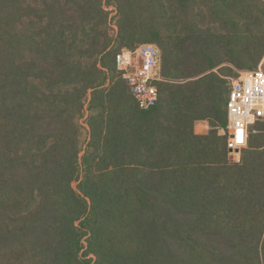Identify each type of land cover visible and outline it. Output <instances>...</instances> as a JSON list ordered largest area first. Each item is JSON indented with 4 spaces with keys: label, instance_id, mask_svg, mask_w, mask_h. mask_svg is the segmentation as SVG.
<instances>
[{
    "label": "trees",
    "instance_id": "obj_1",
    "mask_svg": "<svg viewBox=\"0 0 264 264\" xmlns=\"http://www.w3.org/2000/svg\"><path fill=\"white\" fill-rule=\"evenodd\" d=\"M143 43L150 109L117 64ZM263 58L264 0H0V264H264V121L239 163L222 133L223 64Z\"/></svg>",
    "mask_w": 264,
    "mask_h": 264
},
{
    "label": "built area",
    "instance_id": "obj_2",
    "mask_svg": "<svg viewBox=\"0 0 264 264\" xmlns=\"http://www.w3.org/2000/svg\"><path fill=\"white\" fill-rule=\"evenodd\" d=\"M118 70L126 80L139 108L157 104L159 83L164 81L163 53L158 44L143 43L135 49H124L117 55ZM227 101V136L229 160L239 163L254 125L264 121V68L245 71L229 83Z\"/></svg>",
    "mask_w": 264,
    "mask_h": 264
},
{
    "label": "rangeland",
    "instance_id": "obj_3",
    "mask_svg": "<svg viewBox=\"0 0 264 264\" xmlns=\"http://www.w3.org/2000/svg\"><path fill=\"white\" fill-rule=\"evenodd\" d=\"M195 8H198V7L195 6L194 9ZM108 9L111 11V15H110L111 24L109 25L110 26L109 33H110L111 36H114L115 38H117V36L119 34V27L117 25V22H118L117 9L114 6H110ZM196 16H197V12L194 13V10H193V12L189 13V16L186 15L185 18H187L189 20L190 19L194 20L196 18ZM199 19L202 20L201 17H199ZM118 44H119V42H118ZM245 63L251 64L249 61H245ZM260 65L263 66V68H264V58L258 64V66H260ZM245 71H249V69H239V68L235 67L234 65H232L230 63H224L223 64V71L222 72L226 74L225 77L227 78L228 83H229V81L232 78L239 77ZM88 107H89L88 104H86V106H85V117L82 119V123L85 126L84 133H83L84 140H86V138L88 137V127H89L88 124H87V118H88V115H89ZM200 123L199 122L197 123L196 132L200 133V134H205L207 131L209 132V130H210L209 122L208 121H201ZM206 124L208 125V129L205 132V129H204L203 125H206ZM74 186L75 187L77 186V182H74Z\"/></svg>",
    "mask_w": 264,
    "mask_h": 264
},
{
    "label": "crops",
    "instance_id": "obj_4",
    "mask_svg": "<svg viewBox=\"0 0 264 264\" xmlns=\"http://www.w3.org/2000/svg\"><path fill=\"white\" fill-rule=\"evenodd\" d=\"M200 122H201V121H200ZM200 122H199V123H200ZM200 124H201V123H200ZM196 127H197V125H196ZM203 127H204L205 132H206V130L208 129V125H207V124H206V125H203ZM205 132H204V133H205ZM207 132H208V131H207ZM207 132H206V133H207Z\"/></svg>",
    "mask_w": 264,
    "mask_h": 264
}]
</instances>
